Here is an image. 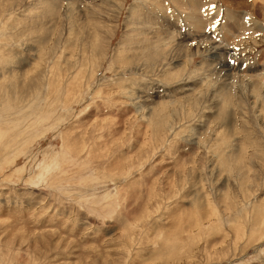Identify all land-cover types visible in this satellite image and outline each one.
<instances>
[{"label": "rangeland", "instance_id": "374dc122", "mask_svg": "<svg viewBox=\"0 0 264 264\" xmlns=\"http://www.w3.org/2000/svg\"><path fill=\"white\" fill-rule=\"evenodd\" d=\"M0 131V264H264V0H0Z\"/></svg>", "mask_w": 264, "mask_h": 264}, {"label": "bare ground", "instance_id": "6f19581e", "mask_svg": "<svg viewBox=\"0 0 264 264\" xmlns=\"http://www.w3.org/2000/svg\"><path fill=\"white\" fill-rule=\"evenodd\" d=\"M56 2V1H55ZM47 4H48V2H46ZM51 3V2H50ZM57 3V2H56ZM56 6V5H55ZM53 8H54V6H51L49 9L50 10H53ZM195 18H197V20H194L193 18H192V21H193V24L195 25L194 27L195 28H200L201 26H202V23L200 22V20L198 19L199 18V16H195ZM203 30V29H202ZM153 58L154 59H157V55H153ZM222 91V90H221ZM224 91V90H223ZM225 97V96H224ZM227 98V97H226ZM224 100V99H223ZM227 116V115H226ZM3 136H2V132L0 131V139L2 138ZM69 152V151H68ZM121 222L124 224V214H122L121 215ZM120 219V218H119ZM180 223V222H179ZM178 223V224H179ZM124 228V227H123Z\"/></svg>", "mask_w": 264, "mask_h": 264}]
</instances>
